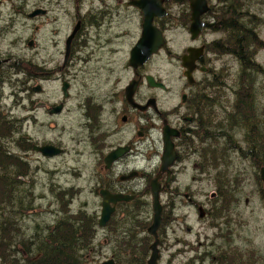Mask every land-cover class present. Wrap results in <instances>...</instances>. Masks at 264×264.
<instances>
[{
  "label": "flooded vegetation",
  "instance_id": "1",
  "mask_svg": "<svg viewBox=\"0 0 264 264\" xmlns=\"http://www.w3.org/2000/svg\"><path fill=\"white\" fill-rule=\"evenodd\" d=\"M89 1L101 5L80 12V7ZM128 1L117 0V3L124 4L137 15L138 22L132 32L136 38L131 45L128 29L108 39L100 37L99 31L108 15L103 0H73L74 24L68 33L63 31L62 34L58 2L55 5L59 15L52 17L48 0L44 6H36L34 0H0V175L5 184L14 189L29 177L26 183L31 188V196L27 198L33 203L58 206L71 205L83 189L77 184L63 186L62 177L78 174L80 182H93L90 192L98 199L99 211L97 217L90 216L95 221L92 235L107 224H116L114 218L118 211L144 194V191L139 193L136 186L143 183L144 190L149 191L150 181L156 176L161 189L159 202L161 196L167 195L165 205L173 206L182 201L195 207L197 213L200 208L204 217L201 203L190 190L204 184H198L199 178L205 177L206 182L209 179L212 140L219 138L223 145L221 151L226 155L237 146H244L258 127L257 123L251 126L243 123V104L237 98L242 88H247L242 83L244 79L249 81L248 73L254 63L252 53L249 55L243 50L244 41L264 48V39L260 36L264 13L254 7L264 5V0H203L204 7H195L200 11L195 20L190 8V2L195 0H162L165 14L153 19V26L161 32L164 44L135 69L129 66L128 59L140 37L141 13L128 6ZM36 10L42 13L31 16ZM61 16L64 18L65 13ZM21 20L30 27L27 55L20 54L18 28ZM37 20L45 25L56 24L59 28L52 29L47 36L40 35L35 24ZM75 26L77 30L67 46L66 40ZM103 28L109 30V26L103 25ZM87 29L95 31L94 49L89 54L84 53L88 45L84 33ZM180 42L183 45L175 49ZM111 43L119 47L127 45L126 52L122 53L126 59L119 76L107 62L115 56V50L109 46ZM157 59L173 63L179 74L175 87L169 86L158 73L145 72V68ZM182 59L187 61L188 69L181 66ZM90 61L92 63L88 64ZM232 63L236 69L232 68ZM21 75L24 81L20 80ZM146 77L154 86L147 84ZM130 83L133 84L132 94L127 96L125 90ZM22 101H27L26 105ZM21 112L26 115L22 116ZM217 115L214 133L210 125ZM23 124L28 125L27 137L22 133ZM36 126L42 131L43 140H35L34 135L39 132ZM166 132L175 158L168 174H158ZM235 135H239V140H234ZM228 142L233 144L230 149ZM41 147L52 148L57 154L42 155L37 151ZM21 152L27 159L21 157ZM68 156L72 159L85 157L91 166L67 167L64 159ZM249 158L246 156L245 161L252 167ZM153 162L155 166L150 171ZM189 163L195 165L190 182L182 191L178 186L170 191L171 185H178L177 177L185 172ZM83 172H88L89 176L83 179ZM37 173L45 176V184ZM36 185L40 194L35 197L32 189ZM101 191L131 199L110 202L113 212L103 226H98ZM160 205L162 216L163 205ZM75 215L69 216L73 220ZM38 226L35 225L31 237L33 251ZM148 237L153 242V237ZM237 254L236 249L229 261L220 260L219 263L239 264ZM202 256L193 257V263L204 264L205 255ZM137 259L135 264L139 263ZM110 260L120 264L116 256ZM132 260L121 263L134 264Z\"/></svg>",
  "mask_w": 264,
  "mask_h": 264
},
{
  "label": "rangeland",
  "instance_id": "2",
  "mask_svg": "<svg viewBox=\"0 0 264 264\" xmlns=\"http://www.w3.org/2000/svg\"><path fill=\"white\" fill-rule=\"evenodd\" d=\"M46 1L34 0V3L36 6H44ZM48 1L50 2L49 6L52 11L50 15L52 17L59 15L57 5H55L57 2L59 3V7H61L60 22L63 25L61 34L63 31L68 33L74 24L72 20L74 13L73 0ZM103 2L107 6L108 11V15L103 20V25L109 26V30L105 31L102 25L99 31L100 37L108 39V36L120 35L125 29H128L130 32L129 43L131 45L136 38L132 32L138 22L137 15L127 9L124 4H118L117 0H103ZM100 5L98 2L89 1L83 4L79 11L85 12ZM254 7L257 11L260 10L261 13H264V5L261 6L259 4L258 7L254 5ZM62 12L65 13L64 18L61 16ZM35 24L39 27V34L45 36L52 29L59 28L56 24L45 25L40 20H37ZM29 28L26 22L20 21L18 28L20 54L27 55L28 53L26 39L29 36ZM84 33L88 37V45L84 53L89 54L94 49L95 31L87 29ZM169 36L171 38V33H169ZM260 36L264 39V27L260 29ZM170 45L173 46V43ZM178 45L180 46H175L174 48L178 49L183 43L180 42ZM109 46L115 50V56L108 58L107 62L113 69L114 74L119 76L121 75L120 69L123 66V61L126 59V57H122V53L126 52L127 45L119 47L117 43H111ZM250 52L254 62L248 73L250 74L249 77L252 76L254 78V101L252 104L255 115L264 129V48L253 46ZM91 63L90 61L88 64ZM172 65L173 63L157 59L145 68V72L153 75L158 73L162 78H165L169 86L175 87L179 74ZM256 66L259 67L260 72H257ZM232 68L236 69L234 63H232ZM23 77V75L20 76L21 81H24ZM51 86L54 87L55 84H51ZM26 102L23 103L22 101L23 105H26ZM226 102L230 103L227 99ZM25 113L21 112V115L25 116ZM217 123L218 115L212 118L211 131L217 129ZM23 126L24 131L22 133L26 136L28 125L23 124ZM35 129L38 130V127L36 126ZM38 131L41 134L36 131L35 140H43L42 131ZM234 140H239V135H235ZM210 145V150L217 156V159L214 163L212 162V157H210L209 179L206 182L204 181L205 177L199 178L198 184L201 182H204V184L201 183L197 185L199 187L191 188L190 190L196 196V200L201 203L205 216L201 219L198 218L196 208L187 206L182 201L175 202L173 206L168 205V203L165 205L168 197L167 195L161 196L160 204L163 205V211L161 224L157 232V264H199L193 263V257L196 255L201 257L205 255L204 264H220V260H224V263H226L233 257L236 249L239 253L237 254L239 264H264V183L259 179V171L245 161L246 157L243 158L241 156V152L247 151L249 146H237L235 151L232 150L225 155L221 151L223 145L219 138L212 140ZM20 155L27 159L26 156L22 155V152ZM73 159L78 162L75 163ZM73 159L69 156L64 159L67 167L75 166L81 169L84 166H91L89 160L85 157ZM141 164L139 163V165ZM154 166L155 162H153L150 171ZM193 173H195V165L189 163L185 172L177 177L178 185H171L169 190L173 191L177 186L180 191L184 190L183 186L190 182ZM88 176V172L81 174L83 179ZM38 177L42 184L46 183L44 175L39 173ZM79 179L80 176L78 174H67L61 178V182H64L63 186L77 184L83 188L81 196L77 197L68 206L67 214H75L80 211L84 212L88 217H97L99 211L98 199L90 192L93 182L90 181L87 184L85 181L80 182ZM27 180L29 181V177L19 187L14 189L13 196L16 204H18L20 199H25L27 204L32 203V209L23 211L19 215L12 213L18 232H22L20 235L25 238H29L34 234L35 225H39L38 227L43 230H36V232L44 234L45 231L52 228L56 221L66 215V213L61 212L64 209L62 210L58 205L37 201L33 203V201H30L27 197L31 196V188L26 183ZM135 189L139 193L144 191V194H141L137 201L126 206L122 211L121 209L118 211L117 216L114 218V221H117L116 224H107L104 229H97L93 234L90 251L88 249L82 253L83 264H99L107 259H114L115 256L118 257L120 264L130 258L136 260L137 257H140L137 259L138 261L145 263L149 255L148 245L152 242V239L146 234V228L149 226L152 216L150 197L148 189L144 190L143 183L136 186ZM32 190L35 197L40 194L37 185ZM211 196L212 199L209 198ZM213 208L219 211V216L215 218L212 216ZM3 212L6 213L4 216L6 217L9 210L3 208ZM145 243L146 249L145 245H143ZM128 244H130V247L132 245L131 249ZM135 246L136 248H134Z\"/></svg>",
  "mask_w": 264,
  "mask_h": 264
},
{
  "label": "trees",
  "instance_id": "3",
  "mask_svg": "<svg viewBox=\"0 0 264 264\" xmlns=\"http://www.w3.org/2000/svg\"><path fill=\"white\" fill-rule=\"evenodd\" d=\"M255 44L250 45L244 41V52L247 51L250 55L249 50L253 46L258 48ZM249 46L250 48L248 49ZM256 68L257 72H260L259 67ZM253 83L254 78L252 76H250L249 81L248 79H244L242 86L247 88H242L237 101L243 104L241 108L243 123H247L249 126L253 123L258 124L257 130H253L249 138L246 139L243 147L249 146V148L247 151H242L241 156L243 158L249 156V159L253 162V167L259 171V169L264 168V129L262 128L260 120L255 115L252 104L254 101ZM228 143L230 149L233 144ZM211 157L212 162L215 163L217 156L213 154V151ZM13 194L14 188L6 185L0 175V264H83L82 253L91 248L90 245L93 241L92 233L95 221L84 212H77L73 216V220L69 216L71 214H69L66 219L56 221L52 228L45 231L44 234L35 232V248L33 251L32 236L29 238L21 237L22 235L20 234L22 232H18L16 222L12 218V213L19 215L23 211H30L32 209V203L27 204L25 203V199H20L18 204H16ZM59 206L62 210L64 209L61 212L68 213V205ZM1 207L9 210L6 217H4L6 213L3 212V208ZM15 209L16 211H14ZM212 216L214 218L219 216V211L216 209L212 210ZM36 230L43 231L40 228ZM130 244H128V247H130ZM143 245H145L146 249V243ZM145 252L147 253V251ZM139 255L142 256L143 254ZM138 264H143V262L139 261Z\"/></svg>",
  "mask_w": 264,
  "mask_h": 264
},
{
  "label": "water",
  "instance_id": "4",
  "mask_svg": "<svg viewBox=\"0 0 264 264\" xmlns=\"http://www.w3.org/2000/svg\"><path fill=\"white\" fill-rule=\"evenodd\" d=\"M128 6L137 9L141 13V32L140 37L133 45L129 53L128 64L132 69H135L138 66H141L146 62L151 54H154L161 46L164 44V39L162 34L158 29L153 26V19L161 18L164 16L165 11L162 6V0H129ZM196 5L204 7L203 0H195L190 2V8L192 10V19L195 20L200 14V11L196 10ZM42 12L36 10L31 16L41 14ZM193 25H191L192 29ZM77 26L74 27L71 34L66 40L68 46L70 40L72 39ZM181 66L188 69V63L185 59H182ZM186 78L188 79V73H186ZM146 82L150 86L151 79L146 77ZM159 86V85H158ZM162 87V85H160ZM133 84L130 83L126 88V94L131 96ZM164 88V87H163ZM42 155L51 156L57 154L56 150L48 147H41L37 149ZM112 158H115V155H111ZM175 158V153L172 148V144L169 141V136L167 132L163 137V147L160 157V165L158 168V174L166 172L168 174V168L172 165ZM157 176L154 177L149 184V195H150V208H151V222L146 228V234L153 237V242L148 247L149 256L145 261V264H157L158 250L156 239V231L158 230L161 224V205L159 202V193L161 191L158 183ZM259 179L264 183V168L259 170ZM100 196L102 197V203L100 206V215L98 218V226H103L109 219L110 214L113 212V208L109 206V203L115 204L119 201H129L131 197H125L120 195L110 196L107 192L101 191ZM203 213L200 208H198V218H201ZM99 264H114L112 260L108 259Z\"/></svg>",
  "mask_w": 264,
  "mask_h": 264
},
{
  "label": "bare ground",
  "instance_id": "5",
  "mask_svg": "<svg viewBox=\"0 0 264 264\" xmlns=\"http://www.w3.org/2000/svg\"><path fill=\"white\" fill-rule=\"evenodd\" d=\"M158 230L156 231V239L158 241V234H157ZM157 260H158V257H157Z\"/></svg>",
  "mask_w": 264,
  "mask_h": 264
}]
</instances>
